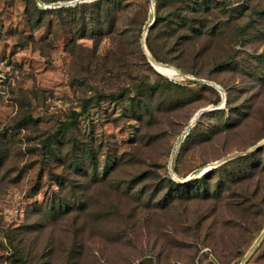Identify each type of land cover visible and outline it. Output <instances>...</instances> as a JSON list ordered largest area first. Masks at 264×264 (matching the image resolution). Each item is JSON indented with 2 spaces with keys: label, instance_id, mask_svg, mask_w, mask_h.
Instances as JSON below:
<instances>
[{
  "label": "rangeland",
  "instance_id": "374dc122",
  "mask_svg": "<svg viewBox=\"0 0 264 264\" xmlns=\"http://www.w3.org/2000/svg\"><path fill=\"white\" fill-rule=\"evenodd\" d=\"M259 9L0 0V264H264Z\"/></svg>",
  "mask_w": 264,
  "mask_h": 264
},
{
  "label": "built area",
  "instance_id": "2783aa9c",
  "mask_svg": "<svg viewBox=\"0 0 264 264\" xmlns=\"http://www.w3.org/2000/svg\"><path fill=\"white\" fill-rule=\"evenodd\" d=\"M83 0H66V1H61V2H58L57 4H44V3H39L37 2V5H40L42 7H54V6H72L76 3H80L82 2Z\"/></svg>",
  "mask_w": 264,
  "mask_h": 264
},
{
  "label": "trees",
  "instance_id": "16d2710c",
  "mask_svg": "<svg viewBox=\"0 0 264 264\" xmlns=\"http://www.w3.org/2000/svg\"><path fill=\"white\" fill-rule=\"evenodd\" d=\"M61 1H66V0H61ZM61 1H55V3L61 2ZM37 2L44 3V4H51V3L55 4L54 2L47 3V2H44L43 0H35L36 4H37ZM76 4H79V3H76ZM76 4H74V5H76ZM38 6H40V5H38ZM59 7L60 8H69V6H64V7L59 6ZM253 14H258V15H261L264 17V9L255 10V11H253ZM82 111H84V109H82L81 112ZM78 114H79L78 112H72L73 117L77 116Z\"/></svg>",
  "mask_w": 264,
  "mask_h": 264
},
{
  "label": "bare ground",
  "instance_id": "6f19581e",
  "mask_svg": "<svg viewBox=\"0 0 264 264\" xmlns=\"http://www.w3.org/2000/svg\"><path fill=\"white\" fill-rule=\"evenodd\" d=\"M150 64L152 65L153 68H154V65H155V64L163 65V64H159V63H156V62H153V61H150Z\"/></svg>",
  "mask_w": 264,
  "mask_h": 264
}]
</instances>
